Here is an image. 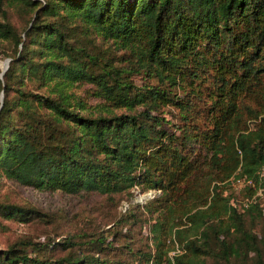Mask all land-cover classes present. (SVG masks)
<instances>
[{
    "label": "trees",
    "instance_id": "obj_1",
    "mask_svg": "<svg viewBox=\"0 0 264 264\" xmlns=\"http://www.w3.org/2000/svg\"><path fill=\"white\" fill-rule=\"evenodd\" d=\"M0 13V171L110 200L161 189L103 228L20 237L0 264H161L173 233L174 264H264V210L222 183L264 163V0H0ZM38 212L0 202L6 218ZM135 226L155 250L126 263L112 251L133 253Z\"/></svg>",
    "mask_w": 264,
    "mask_h": 264
},
{
    "label": "rangeland",
    "instance_id": "obj_2",
    "mask_svg": "<svg viewBox=\"0 0 264 264\" xmlns=\"http://www.w3.org/2000/svg\"><path fill=\"white\" fill-rule=\"evenodd\" d=\"M8 15L16 27L21 29L25 21L20 11L9 8ZM104 46H107V44L102 45V47ZM5 49H9V42L5 43ZM5 59L6 57L0 53V69L5 66ZM134 80L137 84H140L141 76L135 75ZM253 123L254 121H251L249 125L253 126ZM239 176L238 167L228 178L222 181L227 186L225 193H231L236 190L242 192L245 190V194L249 192L247 187L237 181ZM239 185L242 187L237 188ZM135 188L131 199H127L124 193H120L114 195L113 199L110 200L106 195L95 191L68 194L59 190H41L7 178L0 171V202L14 203L28 208L33 207L39 211V215L35 216L32 214L33 216L27 222L6 218L0 214V247H4L24 236L43 240L46 235L58 239L68 233L77 234L82 231L81 225L85 224L83 221H86L88 230L96 229L99 227L98 225L103 228L127 205L128 200L140 202L142 205L159 195L161 191L159 188H150L141 192L137 187ZM242 196L244 195L238 194V199L240 200ZM155 215L156 212L152 215L146 211L143 212V224L145 227L150 225ZM143 226L140 230L138 226L134 228L136 233L133 234L131 243L133 253H130L128 248L123 246L119 250L112 251L115 252L114 255L123 259L126 263H131L139 255L143 256L142 253L144 251L153 252L155 248L151 243V237H145L144 232L147 233V228H143ZM255 230L259 233L264 232V219L256 221ZM185 251L184 243L180 242L174 233L165 237L164 259L171 255L175 259L177 255ZM149 264H151V261Z\"/></svg>",
    "mask_w": 264,
    "mask_h": 264
},
{
    "label": "built area",
    "instance_id": "obj_3",
    "mask_svg": "<svg viewBox=\"0 0 264 264\" xmlns=\"http://www.w3.org/2000/svg\"><path fill=\"white\" fill-rule=\"evenodd\" d=\"M238 179L237 181L241 182L248 189H251V191L247 192L242 200H238L240 202H237V199H232L233 204L242 207L243 205L257 201L264 210V163L259 167L255 176L252 177L240 173ZM241 187L240 185L237 186V188ZM161 264H174L173 255L166 257Z\"/></svg>",
    "mask_w": 264,
    "mask_h": 264
},
{
    "label": "water",
    "instance_id": "obj_4",
    "mask_svg": "<svg viewBox=\"0 0 264 264\" xmlns=\"http://www.w3.org/2000/svg\"><path fill=\"white\" fill-rule=\"evenodd\" d=\"M10 58H6L4 60V62H6L5 66H2V70H1V74L6 70V68L8 67V62H9ZM0 100L2 101V94L0 95Z\"/></svg>",
    "mask_w": 264,
    "mask_h": 264
},
{
    "label": "bare ground",
    "instance_id": "obj_5",
    "mask_svg": "<svg viewBox=\"0 0 264 264\" xmlns=\"http://www.w3.org/2000/svg\"><path fill=\"white\" fill-rule=\"evenodd\" d=\"M5 64H6V62H5Z\"/></svg>",
    "mask_w": 264,
    "mask_h": 264
}]
</instances>
